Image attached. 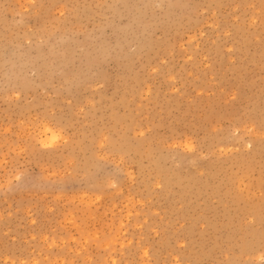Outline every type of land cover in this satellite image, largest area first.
Returning a JSON list of instances; mask_svg holds the SVG:
<instances>
[{"label":"rangeland","instance_id":"rangeland-1","mask_svg":"<svg viewBox=\"0 0 264 264\" xmlns=\"http://www.w3.org/2000/svg\"><path fill=\"white\" fill-rule=\"evenodd\" d=\"M0 264H264V0H0Z\"/></svg>","mask_w":264,"mask_h":264}]
</instances>
